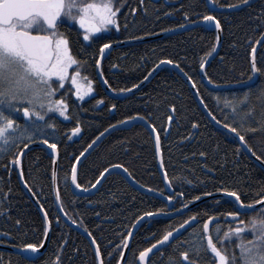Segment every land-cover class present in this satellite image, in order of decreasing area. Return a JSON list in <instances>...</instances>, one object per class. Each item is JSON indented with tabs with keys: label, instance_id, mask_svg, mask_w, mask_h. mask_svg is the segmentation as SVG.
Returning a JSON list of instances; mask_svg holds the SVG:
<instances>
[{
	"label": "trees",
	"instance_id": "obj_1",
	"mask_svg": "<svg viewBox=\"0 0 264 264\" xmlns=\"http://www.w3.org/2000/svg\"><path fill=\"white\" fill-rule=\"evenodd\" d=\"M87 1V0H83ZM144 1L143 5L140 4ZM250 0H213L219 7L242 5ZM123 9V0H112L119 7V27L96 36L89 42L75 21L58 25V32L68 40L70 53L80 61L69 66V73L79 71L78 79L92 91L84 100L77 99L70 76L52 99L67 103L66 118L53 107L45 106L44 120L24 117L12 112L14 125L27 127L31 142L20 137L8 141L0 151V246L26 249L24 244L39 245L46 239L45 221L22 187L15 158L33 143L55 142L59 154L57 186L66 217L86 231L95 241L103 264H119L127 238L135 224L147 213L173 214L195 201L219 193L217 189L235 191L245 205H254L264 195V169L254 163L240 144L229 134L215 127L198 105L187 82L174 70L165 68L139 92L124 99L109 97L97 79L95 60L100 58L99 44L114 45L124 41L162 34L202 20L210 14L206 0H131ZM135 8V12L131 11ZM223 39L217 57L206 69V78L214 86H232L252 80V53L264 35V0L232 14H216ZM92 46L89 47L88 45ZM217 46V33L202 27L193 28L149 43L113 50L104 60L101 72L115 93H124L143 83L161 63L172 61L192 81L212 117L229 129L235 128L244 137L252 153L264 163V43L256 55L259 69L257 82L250 87L215 91L201 78L200 64L208 60ZM86 78V79H85ZM55 81V78H51ZM133 85H136L133 87ZM127 89V91H120ZM247 96L246 105L240 98ZM97 101H100L97 103ZM39 111V106L36 108ZM5 115H8L5 109ZM142 118L155 129L160 139L167 189L160 173L153 135L142 125L117 130L107 136L81 164L77 173L80 188L91 189L105 169L122 167L129 176L150 193L132 187L120 174H111L92 195L78 197L71 186L72 168L81 155L108 129L127 120ZM27 120V124H26ZM32 121H36L35 124ZM79 123L80 134L71 129ZM52 124L49 128L46 125ZM196 129V130H195ZM22 149V151H20ZM203 153V155H201ZM25 184L42 207L50 222L51 232L46 252L35 260L0 250V264H98L90 241L68 225L58 212L53 187L54 160L46 149L30 151L22 160ZM163 193V195L161 194ZM173 199L169 201L167 197ZM197 199H192V197ZM157 209H161L157 212ZM238 212L244 225L228 220L225 213ZM264 207L251 213H240L229 199H215L174 218L149 220L136 233L125 264H137L139 253L156 244L165 231L173 232L189 217L198 224L187 230L169 247L153 256L149 264H189L180 256L185 252L194 264H216L215 254L208 249L204 221L211 216L220 221L211 229V238L226 255V264L235 258L242 264V248L250 239V219L264 218ZM192 220V219H191ZM209 221V220H208ZM244 232H229L235 227ZM229 232V236H225ZM239 236V239H237ZM237 244L240 247H237Z\"/></svg>",
	"mask_w": 264,
	"mask_h": 264
},
{
	"label": "snow or ice",
	"instance_id": "obj_2",
	"mask_svg": "<svg viewBox=\"0 0 264 264\" xmlns=\"http://www.w3.org/2000/svg\"><path fill=\"white\" fill-rule=\"evenodd\" d=\"M244 2V0H241ZM231 6V5H230ZM119 7H115L112 0H0V151H6L8 141L13 143L20 137H26L31 142V132L27 127L20 128L19 125H14L11 118L12 112L16 111L19 105V111H22L25 118L37 116L39 120H44L45 106L47 110L55 107L60 116H66L67 103L61 99L53 100V94L57 90L54 84L63 86L66 78L70 76V84L76 89L72 94L78 99H83L87 92H91V81L85 87L78 79L79 71L69 73L68 69L71 65H79L80 61L73 57L70 53V48L67 38L58 32V25L67 20L75 21L80 28L84 29L83 40L90 41L94 39L93 33L100 32L106 26L119 27L116 19V13ZM131 11L135 12V8ZM204 21L209 22L208 26L215 24L217 29L220 28V23L216 17L208 14L202 17ZM108 43L99 44V54L103 55L105 49L109 48ZM89 47L92 45L89 44ZM100 58L97 57L95 64L100 67ZM168 63H172L171 60ZM200 67L203 69L204 64L201 62ZM259 71L255 63L252 64V72ZM101 77L103 74H100ZM55 77V81L51 78ZM86 79V78H85ZM211 82V81H210ZM107 84V80L104 81ZM136 85H133L135 87ZM193 87L195 85L193 84ZM127 91V89H120ZM264 96V92L261 93ZM100 101H97L99 103ZM240 102L247 103V96L240 98ZM39 106V111L36 110ZM5 109L8 115H5ZM33 124L36 121H32ZM27 124V120H26ZM47 127H53L52 124H47ZM225 127H229L227 124ZM10 130V131H9ZM236 132L235 128L231 129ZM80 131L79 123L71 129L72 133ZM155 131V129H153ZM241 142L244 137L237 132ZM43 143L51 149L52 159H56L57 145L55 142L49 143L44 139ZM27 147V144L24 145ZM252 151L251 148L248 149ZM22 151V149L20 150ZM256 155L255 152L252 153ZM157 155H159V146H157ZM203 155V153H201ZM79 159V157H77ZM257 159H260L257 156ZM17 166H19V157L15 158ZM104 171H107L105 169ZM126 171V170H125ZM55 175V174H53ZM103 175V172L100 174ZM165 181L168 177H164ZM72 182L76 184L75 165L72 168ZM80 187L79 184H76ZM218 191L226 192L228 196L234 197L235 202L241 207H244L239 195L235 191L228 189H217ZM163 195V193H161ZM169 201L173 199L171 195L167 197ZM197 199V197H192ZM260 200H264V195L260 196ZM252 203H259L253 201ZM251 207V205H248ZM161 209H157L160 212ZM146 215H152L147 213ZM226 216L237 217V211L225 213ZM264 216V213H262ZM189 220L193 217H189ZM212 217L209 216L208 220ZM208 220L204 221V233L207 235L209 230ZM47 217H45V232L47 231ZM184 223H188L185 220ZM238 225H244V221H237ZM250 239L246 243V247L242 248L241 262L242 264H264V218L250 219L247 225ZM174 231V229H173ZM245 229L238 226L230 229L229 232L240 234ZM229 232H225V236H229ZM170 232L165 231L156 244H161L163 241H168ZM239 239V236H237ZM95 243V241H93ZM39 245L24 244L23 247L31 249L33 252ZM207 246L212 253L215 254L216 264H226V255L213 243L211 237H207ZM154 247V245L152 246ZM237 247H240L237 244ZM149 252V248H145L139 253L141 264L145 259V255ZM181 257L189 261V264H194L189 260L185 252L180 253ZM97 260L100 259V252L96 251ZM231 264H236L235 258H232Z\"/></svg>",
	"mask_w": 264,
	"mask_h": 264
},
{
	"label": "water",
	"instance_id": "obj_3",
	"mask_svg": "<svg viewBox=\"0 0 264 264\" xmlns=\"http://www.w3.org/2000/svg\"><path fill=\"white\" fill-rule=\"evenodd\" d=\"M258 0H250L247 3H245L244 5L235 7L233 9H230L229 11H239L247 6H249L250 4L256 2ZM208 5L210 7L211 12H216V11H220V12H228V10H220L218 9L216 6H214L212 0H207ZM209 22L207 21H202L196 25H192V26H186V27H182L180 29H176L173 31H169L166 33H162L159 34V36H156L154 38H149L150 41L152 40H156V39H162L171 35H175L187 30H190L194 27H204L208 30H213L217 33V46L216 49L214 51V53L208 58V60L205 62L204 64V68L201 69V78L204 81L205 85L215 91H224V90H233V89H243V88H247L250 86H253L258 78H259V73L258 71L253 73V78L251 81L247 82V83H243V84H239V85H232V86H214L212 85L208 79L206 78V69L208 68V66L211 64V62L217 57L220 49H221V45H222V39H223V34H222V29L221 26L219 29H217L215 27V24H211V26H208ZM148 39L145 41H149ZM142 40H139L138 42H125V43H118V44H114V45H109L108 49H105V53L103 55L100 56V67L97 68V79L98 82L101 86V88L105 91V93L114 99H124L126 97H129L131 95H134L136 93H139L151 80L152 78L161 70L165 69V68H170L172 70H174L175 72H177L189 85L198 105L200 106V108L202 109V111L205 113V115L207 116V118L211 121V123L217 127L218 129L224 131L225 133L229 134L230 136H232L242 147V149L244 150L245 154L257 165H259L262 169H264V163L260 160L257 159V157L255 155L252 154V151H249L248 146L246 145V143L243 141L241 142L239 136H237V134L235 132H233L231 129L221 125L220 123H218L213 117L212 115L208 112V110L206 109L204 103L202 102L197 90L195 87H193V83L192 81L178 68V66L173 65L171 63L168 62H163L160 65H158L149 75V77L140 85H138L137 87L131 89L130 91L124 92V93H115L114 91H112L110 89V87L108 86V84H105L104 81V76L101 77V67L102 64L104 62V60L110 55V53L115 50V49H119L125 46H129V45H133L135 43H142ZM264 42V36L262 37V39L260 40V42L258 43V45L255 47L253 53H252V64L255 63L256 65V55L261 47V45ZM257 67V66H256ZM135 125H142L144 126L154 137L155 140V144H156V148L157 146H159V155H158V161H159V168H160V173L164 179V177L166 176V173L164 171V167H163V161H162V153H161V149H160V139L158 134L156 133V131H153V128L148 124V122L142 118H134L131 120H127L119 125H116L110 129H108L106 132H104L102 135H100L96 141L81 155V157L78 159V161L75 164V176H76V184H77V173L78 170L81 166V164L90 156V154L100 145V143L107 137L109 136L111 133L117 131V130H122V129H129ZM196 130V129H195ZM38 148H43L46 149V151L48 152V155L52 158L51 156V149L48 148V145L45 143H33L31 145H29L28 147H26L22 153L19 156V166H17V171H18V177L20 180V183L22 185V187L24 188V190L26 191V193L28 194V196L30 197V199L32 200V202L36 205V207L38 208V210L40 211L41 215L43 216V219L45 221V217L46 213L44 212V210L42 209V207L39 205V203L37 202V200L35 199V197L33 196L32 192L30 191V189L28 188V186L25 184L24 179H23V175H22V160L23 158L26 156L27 153H29L30 151L34 150V149H38ZM58 163H59V154L58 151L56 149V159L54 160V174L53 175V187H54V198H55V203L58 209L59 214L61 215V217L63 218V220L70 225L72 228L76 229L77 231H79L84 237H86L91 245L93 246L95 253L98 249L96 243H93V239L92 237L86 232L84 231L82 228H80L79 226H77L76 224H74L73 222H71L66 215L64 214V211L62 209L61 203H60V197H59V191H58V186H57V178H58ZM120 174L132 187H134L135 189L144 192V193H150L148 189L143 188L142 186H140L139 184H137L130 176L129 174L122 168V167H112L110 169H108L103 175L102 177L99 179V181L91 188L88 190L82 189L80 187H77L76 184H74L72 182L71 179V186H72V190L74 192L75 195H77L78 197H88L90 195H92L96 190H98V188L103 184V182L106 180V178L108 176H110L111 174ZM165 185L167 187L168 190H170V185L168 180L165 181ZM222 198H226L231 200L236 206L237 209L240 213H251L253 211H256L258 209H261L262 207H264V200L251 205V207H248V205L244 204V207H241L239 204H237L235 202V198L234 197H230L227 195V193H219V194H215V195H209L206 197H203L197 201H195L194 203H192L191 205H189L188 207L184 208L181 211H178L176 213L173 214H157V215H147L142 217L133 227V229L131 230L127 241H126V245L121 257V260L119 262V264H125L129 255V251H130V247L132 244V241L136 235V233L138 232L139 228L141 227V225L149 220H155V219H161V218H174L177 216H180L188 211H191L199 206H201L202 204L211 201V200H215V199H222ZM228 220L231 222H236L238 220V216L237 217H228ZM219 219L215 218V219H211L208 221V225H209V230L206 236V241H207V237H211V229L214 227V225H216L217 223H219ZM47 231H46V239L45 242L43 244V246L39 249L36 248V251L33 252L31 249H15V248H8V247H1L0 246V250H4V251H8V252H12V253H16L19 255H22L25 259L27 260H35L39 257H41L47 250L48 244H49V239H50V232H51V226H50V222L47 218ZM196 224H198V220L197 219H192L190 221H188V223L182 225L181 227H179L178 229H176L175 231L171 232V235L169 236L168 241H163L161 244H155L154 247L149 248V252L145 255V259L143 261V264H149L151 258L153 256H155L157 253H159L160 251H162L163 249L169 247L170 245H172L174 242H176L177 240H179L182 235L189 230L190 228H192L193 226H195ZM98 264H103L102 263V259H101V255H100V259L98 260ZM137 264H141V261L138 257L137 259Z\"/></svg>",
	"mask_w": 264,
	"mask_h": 264
},
{
	"label": "bare ground",
	"instance_id": "obj_4",
	"mask_svg": "<svg viewBox=\"0 0 264 264\" xmlns=\"http://www.w3.org/2000/svg\"><path fill=\"white\" fill-rule=\"evenodd\" d=\"M84 2H88V0L87 1H84ZM212 2H213V0H212ZM257 2V1H256ZM256 2H254V3H256ZM132 2H131V0H123V9L124 8H127L130 4H131ZM143 3H144V1H141V3L140 4H142L143 5ZM247 3V2H246ZM254 3H252V4H254ZM206 4H207V6H208V8L210 9V7H209V5H208V2H207V0H206ZM213 4H214V6H216L218 9H220V10H228V12H220V11H216V12H211V10H210V14L211 15H213V16H215L216 14H232V13H234V12H237V11H229L230 9H233V8H235V7H238V6H241V5H238V6H230V7H219V6H217L214 2H213ZM245 4V3H244ZM244 4H242V5H244ZM252 4H250V5H252ZM249 5V6H250ZM244 9V8H243ZM242 10V9H241ZM240 11V10H239ZM217 20V19H216ZM202 21H204L203 19L202 20H200V21H197V22H194V23H191V24H188V25H186V26H192V25H196V24H198V23H200V22H202ZM185 26V27H186ZM194 28H197V27H194ZM202 28H204V27H202ZM193 29V28H192ZM206 29V28H205ZM156 36H159V34H155V35H152V36H148V37H142V38H140V39H133V40H130V41H124V42H122V43H125V42H138L139 40H142L143 42V44L144 43H149V42H151L150 40H149V38H154V37H156ZM264 36V35H263ZM262 36V37H263ZM149 40V41H145V40ZM262 39V38H261ZM260 39V40H261ZM156 40H159V39H156ZM260 40H259V42H260ZM152 41H155V40H152ZM258 42V43H259ZM258 43L256 44V46L258 45ZM264 43V42H263ZM136 44H141V43H135V44H133V45H136ZM133 45H129V46H133ZM255 46V47H256ZM262 46V45H261ZM125 47H127V46H125ZM255 47H254V49H255ZM254 49H253V51H254ZM214 61V60H213ZM212 63V62H211ZM219 123V122H218ZM222 125V124H221ZM224 126V125H223ZM228 128V127H227ZM242 148V147H241ZM243 150V149H242ZM244 151V150H243ZM245 153V152H244Z\"/></svg>",
	"mask_w": 264,
	"mask_h": 264
},
{
	"label": "rangeland",
	"instance_id": "obj_5",
	"mask_svg": "<svg viewBox=\"0 0 264 264\" xmlns=\"http://www.w3.org/2000/svg\"><path fill=\"white\" fill-rule=\"evenodd\" d=\"M111 27H113V26H106L104 29H102L100 32H97V33H93L92 34V36H94V35H99V34H101L102 32H104V31H106L108 28H111ZM52 78H55V77H52ZM56 79V78H55ZM90 95V93L89 92H87L85 95H84V98H86L87 96H89ZM77 98V97H76ZM84 98L82 99V100H84ZM78 99V98H77ZM81 100V99H80ZM59 116H60V114H59ZM62 118H66V116H61ZM10 131V130H9ZM80 134V131L78 132V133H75L74 135L75 136H78Z\"/></svg>",
	"mask_w": 264,
	"mask_h": 264
},
{
	"label": "flooded vegetation",
	"instance_id": "obj_6",
	"mask_svg": "<svg viewBox=\"0 0 264 264\" xmlns=\"http://www.w3.org/2000/svg\"><path fill=\"white\" fill-rule=\"evenodd\" d=\"M80 27V26H79ZM114 28V27H113ZM81 29V32H84V29H82V28H80ZM110 30V28H108L106 31H104V32H102L101 34H104V33H108L107 31H109ZM101 34H99V35H101ZM99 35H94L93 37L94 38H96V36H99ZM87 42H89V41H87ZM118 44V43H117Z\"/></svg>",
	"mask_w": 264,
	"mask_h": 264
}]
</instances>
